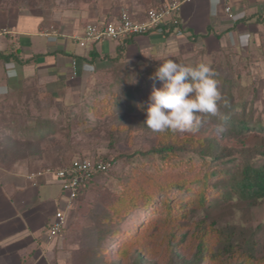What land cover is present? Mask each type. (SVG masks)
Wrapping results in <instances>:
<instances>
[{
    "label": "crops",
    "instance_id": "0c3cea01",
    "mask_svg": "<svg viewBox=\"0 0 264 264\" xmlns=\"http://www.w3.org/2000/svg\"><path fill=\"white\" fill-rule=\"evenodd\" d=\"M161 1L61 0L55 7L0 6V30L8 31H0V85L8 88L0 94V160L10 162L0 163V264H60L66 258L56 243L72 209H65L60 183L50 175L36 185L28 178L56 158L46 156L45 147L51 105L61 113L59 125H64L72 108L90 111L98 106V97L113 91L103 87L111 80L123 81L129 70L143 73L168 59L207 63L227 54L250 61L254 50L264 49L262 0H191L179 12L180 32L165 24L146 34L85 47L72 38L87 23L114 20L121 9L141 20L146 9ZM225 5L232 8L235 20L226 16ZM7 65L15 68V78H8ZM84 65L93 68L87 71ZM59 209L64 211L65 227L49 241V221Z\"/></svg>",
    "mask_w": 264,
    "mask_h": 264
},
{
    "label": "rangeland",
    "instance_id": "374dc122",
    "mask_svg": "<svg viewBox=\"0 0 264 264\" xmlns=\"http://www.w3.org/2000/svg\"><path fill=\"white\" fill-rule=\"evenodd\" d=\"M59 1L61 0H0V6L55 7ZM227 55H224L223 58L205 62L204 64L210 66L215 71L216 75L214 78L218 83V89L222 97L226 98L227 101L232 98L235 104L240 107L245 106L244 111L247 120H253V116L261 117L264 124V49L254 50L253 60L250 59V61L248 60L249 62L243 58H229ZM175 62L190 67H195L202 63L201 61L192 60ZM159 65L157 64L144 70L140 76L137 74L129 75V78L125 77L122 82H113L111 80L112 82L103 88L113 90L112 93H106V95L108 94L106 96L104 92L98 99L111 97L115 101L118 99L117 95L121 93L124 96H120L122 99H125L126 93L123 91H127L128 89L140 90L136 91L138 94L143 91L146 94L151 93L153 87H161V82L155 78ZM114 91L115 93L113 94ZM230 94L233 97H230ZM220 104L222 105L221 107H224L223 103ZM51 107V110L47 113V120L49 125L53 127H49V137L45 139V147L49 150L46 156L56 158L53 161L50 159L44 162L43 166H58L65 164L76 156L87 154L91 156L94 154L100 159L114 160L112 168L109 171L93 178L90 182L91 185L86 189V193L75 202L70 214H67V227L60 234L56 243L64 250L66 257L64 258L65 261H61L60 264L134 263L132 252L127 253L123 258L115 254V249L118 246V243H116L117 239L109 237V233L104 236L107 226L101 220L105 211L106 214L109 211L106 206H108L109 201L113 200L114 193H117L118 196L125 193V183L131 178L130 175L135 174L133 178L140 180L154 163L160 164L161 170L165 172L172 171L178 174L184 173L189 175L188 178L191 180V187L194 191L200 186V181L197 180L199 176L208 175L213 170L220 171L221 176L217 173L215 177L210 176L207 180L206 188L211 190L213 183L222 186L226 182H223L221 178H228V172L221 170L228 171V168L233 164V161L231 162L230 160L233 158L232 154L236 153L235 151L241 149L248 150L251 147L253 148L254 144L264 142L262 136L254 135L252 134L253 132L247 134V137L243 139V136L238 137L239 135H233L223 127L213 128L214 122L212 123L207 120L206 122L203 121L196 134L198 137L200 134V136L209 134L211 138L216 140L219 144V150L223 152L222 154H226L225 157L220 159L221 161L213 163L208 158L203 161L198 159L196 153L185 151L184 149L178 150L176 152L178 155H173L169 159L162 160L146 153L154 146L161 145L164 136L159 138V135H156L155 131L144 124L146 114L142 111H136L135 113L124 111L115 113V115L109 118L103 115L100 118H94V115L84 107H79L75 110L72 108L69 116L75 118L71 120L75 126H73L72 130H68L66 128L68 121L64 125H59L61 113L54 111L55 106L51 105ZM201 115L202 118L205 116ZM215 123V125H218L217 122ZM86 125L91 128L89 131L83 130V127ZM241 143L243 144L241 145ZM0 161L3 165L10 163L9 161ZM218 186H214L212 191H216ZM194 197L195 194L193 195ZM216 198L212 207L207 208L206 211L192 204L191 208L194 209V212L191 215L189 214L190 223H188L189 225H185L178 232V235L186 230L192 233L194 221L201 219H206V226L215 220L218 227H224L227 224L236 225L238 228L243 227L246 232L253 233L255 240L254 257L251 264H264V199L253 201L251 204L246 200H242L235 192L231 193L230 199L224 200L220 196ZM212 199L214 198L212 197ZM143 212L141 211L133 217L134 222L138 223L143 220ZM147 215L153 216V214ZM126 220H131V216L124 218V221L118 225L117 231L122 232L127 229ZM112 227H116V225ZM129 230L134 232L133 225ZM140 240L147 248L152 249L149 255L152 260L157 262V264L165 263L166 243L162 235H157L155 238L141 237ZM194 244L195 239L193 237L186 240L184 248H180L181 253L187 258L191 257ZM209 244H211L212 248H215L212 241ZM102 248H104V251L101 250ZM89 253L91 254L89 255ZM101 255L108 257V259L100 261ZM220 258L221 262H228V259L225 257ZM202 264L216 263H210L205 260Z\"/></svg>",
    "mask_w": 264,
    "mask_h": 264
},
{
    "label": "trees",
    "instance_id": "16d2710c",
    "mask_svg": "<svg viewBox=\"0 0 264 264\" xmlns=\"http://www.w3.org/2000/svg\"><path fill=\"white\" fill-rule=\"evenodd\" d=\"M129 71L125 74L127 78H129V75H133ZM140 74L142 72L137 75L140 76ZM136 91L140 90H124L123 92L126 93L125 99H122L120 95L124 96V94L121 93L117 95L118 99L115 101L111 97H104L98 100V106L90 108V112L94 115V118H100L101 115L109 118L115 115V113L124 111L128 113L130 111L133 113L142 111L146 114L151 93L146 94L143 91L140 95ZM230 97H233V95L230 94ZM221 106V104L220 106L218 105V115L203 114L205 115L203 121L209 120L212 123L214 122L213 128L223 127L233 135H239L238 137L243 136V139L247 137V134L252 132V134L260 135L264 138V124L261 117L253 116V120L250 117V120H247L245 118V106L240 107L236 105L232 98L228 100L227 107ZM220 115L225 116L226 119L221 120L219 118ZM73 119L75 118L70 117L67 119L66 128L68 130H72L73 126H75L71 122ZM215 122L219 126L215 125ZM51 126L49 125V127ZM90 129L87 125L83 127V130L89 131ZM155 133L159 135V138L164 136V140L161 141V145L154 146L146 153L162 160L169 159L173 155H178L176 152L180 149L196 153L198 159L203 161L208 158L213 163L221 161L220 159L226 156V154H222L223 152L219 150V144L209 134L200 136L201 134L198 133L200 134L198 137L196 131H187L186 133V131L171 130ZM254 145L253 148L237 150L235 151L236 153L232 154L233 158L230 161H233V164L228 168V171L221 170L228 172L227 175L229 177L221 178L223 182L226 181L222 186L213 183L211 190L206 188L207 180L210 176L215 177L217 173L220 175V171L213 170L208 175L199 176L197 180L200 181V186L194 191L191 187V180L188 178L189 175L184 173L178 174L172 171L165 172L161 170L160 164H151L152 166L149 171L140 180L133 178L135 174L130 175L131 178L125 183V193L119 196L117 193H114L113 200L109 201L108 206H106L109 211H107V214L105 211L101 218L107 226H105L104 236L109 233V237L117 239L116 243H118V246L115 249V254L123 258L127 253L132 252L133 264H157L149 256L152 249L147 248L141 243L140 238H155L157 235H162L166 243L164 264H202L205 260L216 264H251L254 257L255 240L253 233L246 232L243 227L238 228L233 224L218 227L215 220L206 226V219H201L194 221L192 233L186 230L178 235V232L185 225H189V214L191 215L194 212V209L191 208L192 204L206 211L207 208L212 207L217 196L226 200L230 199L233 192L237 193L242 200H246L251 204L253 201L264 199V142ZM102 160H109L111 163H114L113 159ZM62 165L64 164L58 166ZM44 167L47 166H43L42 168ZM106 172L98 173L95 176ZM93 178L79 190L75 201H78L86 193V189L91 185L90 182ZM214 186H218V188L213 192L212 188ZM194 194L195 197L193 198ZM141 211L145 212L142 215L143 220L138 223L134 222L133 217ZM147 214H153L152 217L154 218ZM126 216H131V220H126L125 222L127 229L122 232L117 231L118 225L124 221ZM113 225H116V227H112ZM132 225L134 232L129 230ZM191 237L195 239L194 250L191 257L187 258L181 253L180 248H184V242ZM208 238L212 241L215 248L211 247V244H209L211 241ZM101 250L104 251V248ZM220 257H225L228 259V262H221ZM107 259L108 257L100 256V261Z\"/></svg>",
    "mask_w": 264,
    "mask_h": 264
},
{
    "label": "built area",
    "instance_id": "2783aa9c",
    "mask_svg": "<svg viewBox=\"0 0 264 264\" xmlns=\"http://www.w3.org/2000/svg\"><path fill=\"white\" fill-rule=\"evenodd\" d=\"M191 0H163L159 4L146 9L144 18L133 19L126 9H121L114 20L104 23H87L80 34L72 35L81 47L88 44L102 42L106 40H118L129 36L146 34L158 30L161 26L172 25L177 32L183 28V23L179 17L182 6ZM260 11L264 12V0L259 4ZM226 16L235 20V15L229 5L224 6ZM1 32H8L2 28ZM50 34L56 35L55 31ZM45 35H49L45 33ZM72 65H76V60L72 59ZM112 163L96 157L81 156L66 162L62 166H47L31 171L28 178L36 185L40 178L52 176L60 183L62 198L65 209H70L78 196L79 190L91 180L96 174L108 171ZM66 217L64 211H55L49 221L46 237L49 241L54 240L64 229Z\"/></svg>",
    "mask_w": 264,
    "mask_h": 264
},
{
    "label": "clouds",
    "instance_id": "9594fccd",
    "mask_svg": "<svg viewBox=\"0 0 264 264\" xmlns=\"http://www.w3.org/2000/svg\"><path fill=\"white\" fill-rule=\"evenodd\" d=\"M6 68L9 79L17 76L13 66ZM92 68V65H84L87 71ZM215 75V71L204 63L190 67L172 59L161 62L155 73L161 87H153L144 124L155 132L198 131L203 123L201 114L218 115L220 103L228 106L227 99L218 89ZM7 92V86L0 85V94ZM219 118L226 119L223 115Z\"/></svg>",
    "mask_w": 264,
    "mask_h": 264
}]
</instances>
